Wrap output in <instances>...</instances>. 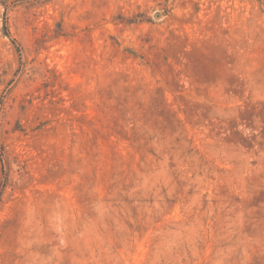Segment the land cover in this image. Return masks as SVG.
Listing matches in <instances>:
<instances>
[{
	"label": "rangeland",
	"instance_id": "rangeland-1",
	"mask_svg": "<svg viewBox=\"0 0 264 264\" xmlns=\"http://www.w3.org/2000/svg\"><path fill=\"white\" fill-rule=\"evenodd\" d=\"M0 264H264V0H0Z\"/></svg>",
	"mask_w": 264,
	"mask_h": 264
}]
</instances>
